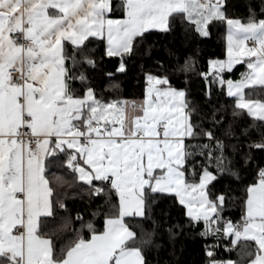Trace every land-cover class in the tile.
Listing matches in <instances>:
<instances>
[{
  "label": "snow or ice",
  "instance_id": "obj_1",
  "mask_svg": "<svg viewBox=\"0 0 264 264\" xmlns=\"http://www.w3.org/2000/svg\"><path fill=\"white\" fill-rule=\"evenodd\" d=\"M247 11L230 16L226 0H0V264H150L149 251L162 247L153 216L159 198L183 207L186 225H170L169 237L202 224L200 235L215 241L206 245L208 257L224 237L232 248L242 239L255 242L254 252L241 242L236 261L209 264H264V167L244 189L242 222L224 216L233 197L228 186H216L239 175L235 144L216 134L227 106L209 105V115L186 88L151 73L142 101L105 102L84 70L106 56L119 57L117 71H125L148 30L171 32L177 19L201 37L223 22L228 59H210L209 71L199 74L205 101L226 83L236 98L233 118L246 109L264 125V98L246 99L244 91L264 89V0ZM245 57L241 78L225 81L222 73ZM182 67L187 75L195 60ZM225 133L232 137L231 124ZM260 136L250 149L264 150V127ZM242 158L251 160L248 153ZM52 168L66 172L50 175ZM73 187L103 195L108 211L102 229L77 213L81 227L58 248L69 218L50 224L57 208L68 211L64 199Z\"/></svg>",
  "mask_w": 264,
  "mask_h": 264
},
{
  "label": "trees",
  "instance_id": "obj_2",
  "mask_svg": "<svg viewBox=\"0 0 264 264\" xmlns=\"http://www.w3.org/2000/svg\"><path fill=\"white\" fill-rule=\"evenodd\" d=\"M228 5V14L232 17L244 18L248 15V5H258L259 0H226ZM258 10V9H257ZM118 14H121L118 12ZM150 34L146 35L137 48V52L127 60V68L123 72H118L119 57H106L96 68H85L86 75L91 80V85L98 98H103L105 102L109 100H127L140 99L144 97L147 86L146 73L153 75H168L173 86L183 87L188 90L190 98L201 103L202 111L211 114L209 105L219 107L225 105L226 111L222 112L224 120L216 128V134L229 143L236 146L235 165L239 175L236 177H225L216 182L217 188L221 185L229 187L232 199L229 201L228 208L224 216L235 222H242L243 203L242 195L247 185L256 183L259 180V170L264 167V150L259 148H249L253 141H259L260 130L264 125L249 116L247 110H242V115L234 119L232 116V107L235 105V97H229L226 91V83L217 84L210 101H205L204 80L199 75L202 72L209 71V60H222L227 57V26L223 22L215 23L210 30L209 37H201L195 32L194 27L184 28L179 19H177L174 29L171 32H164L158 29L148 30ZM98 49L96 56L99 59L103 55V44L95 45ZM192 57L195 60V70L185 74L183 70L186 58ZM161 64L163 67H161ZM246 71V61L237 63L231 70H225L222 75L225 81L241 77V73ZM79 75V70L76 72ZM110 74V75H109ZM75 87L81 88L80 82H75ZM255 92H260L257 96L255 92L252 96L248 93L252 88ZM249 87L246 96L251 98H264V89L261 86ZM219 119V116H217ZM205 127L209 126L208 120L203 122ZM231 124L232 137L229 138L225 130ZM244 130H247L245 132ZM242 153H248L251 160L245 163ZM197 159L199 157L197 156ZM66 169L52 168L49 174L64 175ZM71 180V175L66 177ZM82 183V182H81ZM86 189V185L84 186ZM73 193H76L73 195ZM113 193V200H115ZM64 203L68 211L57 208L56 220L50 227L61 223V217H68L69 223L63 236L58 240L59 245L74 236V229L81 227V222L87 223L91 220L98 229L104 226L105 213L108 211V204L103 195H89L80 188H68ZM80 213L81 219H77L76 214ZM95 214V215H93ZM154 219L160 222V230L157 234V242L162 245L159 250L153 248L148 253L150 264H209V260L238 259L237 250L241 242L253 247L251 240L238 241L237 248L230 247V237H224L218 246L213 248V257H208L206 245L215 243L212 238H204L200 235L203 228L185 226L181 229H173L177 233L175 237L170 238L166 229L173 224H185L186 219L183 216V207L178 206L171 198H159L153 206ZM126 222L136 223L137 220ZM148 226V222H144ZM83 233L88 235L87 229Z\"/></svg>",
  "mask_w": 264,
  "mask_h": 264
},
{
  "label": "crops",
  "instance_id": "obj_3",
  "mask_svg": "<svg viewBox=\"0 0 264 264\" xmlns=\"http://www.w3.org/2000/svg\"><path fill=\"white\" fill-rule=\"evenodd\" d=\"M150 30V29H149ZM228 58V45H227V57L225 58V59H227ZM225 59H222V60H225ZM247 57H245L244 59H241L239 62H242V61H247ZM238 62V63H239ZM237 64V63H236ZM236 64H234L233 65V67L236 65ZM232 67V68H233ZM227 70V69H226ZM143 100V97L142 98H140V99H127V100H125V101H135V102H140V101H142ZM253 242V247H251V250L254 252L255 251V242L254 241H252ZM231 260H233V261H236L237 259H231Z\"/></svg>",
  "mask_w": 264,
  "mask_h": 264
},
{
  "label": "rangeland",
  "instance_id": "obj_4",
  "mask_svg": "<svg viewBox=\"0 0 264 264\" xmlns=\"http://www.w3.org/2000/svg\"><path fill=\"white\" fill-rule=\"evenodd\" d=\"M228 59V58H227ZM227 59H225V60H227ZM241 77H237V78H233V79H231V80H233V81H236V80H239ZM227 81V80H226ZM249 87H253V86H249ZM249 87H246L245 89H244V91H245V98L247 99V98H251V97H248V96H246V91H247V89L249 88ZM226 91H227V84H226ZM252 99H256V98H252Z\"/></svg>",
  "mask_w": 264,
  "mask_h": 264
},
{
  "label": "built area",
  "instance_id": "obj_5",
  "mask_svg": "<svg viewBox=\"0 0 264 264\" xmlns=\"http://www.w3.org/2000/svg\"><path fill=\"white\" fill-rule=\"evenodd\" d=\"M249 43H251V42H249Z\"/></svg>",
  "mask_w": 264,
  "mask_h": 264
}]
</instances>
